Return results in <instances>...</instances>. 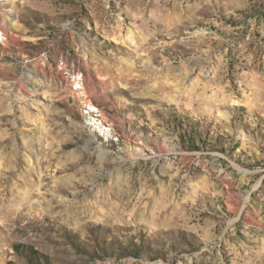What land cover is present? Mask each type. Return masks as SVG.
I'll use <instances>...</instances> for the list:
<instances>
[{
	"label": "rangeland",
	"instance_id": "1",
	"mask_svg": "<svg viewBox=\"0 0 264 264\" xmlns=\"http://www.w3.org/2000/svg\"><path fill=\"white\" fill-rule=\"evenodd\" d=\"M0 264H264V0H0Z\"/></svg>",
	"mask_w": 264,
	"mask_h": 264
}]
</instances>
